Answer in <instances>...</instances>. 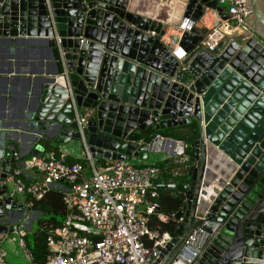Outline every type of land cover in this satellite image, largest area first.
Listing matches in <instances>:
<instances>
[{"label": "water", "instance_id": "1", "mask_svg": "<svg viewBox=\"0 0 264 264\" xmlns=\"http://www.w3.org/2000/svg\"><path fill=\"white\" fill-rule=\"evenodd\" d=\"M151 2L51 0L49 7L43 0H0V41L36 40L49 53L51 68L38 77L30 123L37 135L64 144L80 137L75 111L87 113L83 133L91 157L123 160L154 153L153 139L144 137L153 130L195 120L197 166L189 182L162 186L175 190L182 206L173 215L175 235L157 246L152 264H183L194 232L188 246L198 253L191 264H264V0H246V23L255 35L238 31L209 52L201 44L205 34L193 27L179 35L181 61L161 37L167 16L147 13ZM205 6L216 1L184 0L178 24L183 17L197 21ZM4 77L0 72V81ZM18 147L1 138L0 183L21 164L22 155L13 154ZM215 157L219 171H212ZM32 212L26 229L41 214ZM26 213L0 184L4 261L7 236Z\"/></svg>", "mask_w": 264, "mask_h": 264}, {"label": "built area", "instance_id": "2", "mask_svg": "<svg viewBox=\"0 0 264 264\" xmlns=\"http://www.w3.org/2000/svg\"><path fill=\"white\" fill-rule=\"evenodd\" d=\"M43 1L50 7L51 0ZM215 1L221 10L205 6L197 21L183 17L177 26L180 34L193 27L204 33L201 44L209 52H215L227 36L241 30L250 31L246 23L250 12L246 0ZM221 13L226 17L223 18ZM150 34L155 35L154 31ZM161 37L171 42L174 47L171 53L177 60L186 57L178 44L179 39L174 44L172 34L168 38ZM260 40L264 42L262 38ZM56 43L60 48L58 36ZM67 90L72 95L70 85ZM86 120L87 113L75 111L80 137L72 140L78 143H73L70 148L58 144L56 148H42L39 154L19 158L21 164L10 169L0 183L4 185V194L17 199L28 209L49 189L62 192L65 212L61 223L46 238L48 253L44 264H152L159 255L157 246L164 247L172 238L169 232H159L149 226L155 207L153 199L157 196L154 179L160 173L155 163L160 160L129 156L96 165L83 133ZM167 139L160 135L153 138L155 153L163 152L164 159L182 156L185 143ZM78 145L81 152L75 150ZM69 157L85 160L86 166L68 162ZM28 173L32 177H27ZM157 217L162 221L166 219L163 214H157ZM26 230L17 226L7 239L22 251L28 264H34L26 243ZM193 235L195 232L185 241L183 264H191L197 256L198 250L188 246L194 240ZM0 264L7 263L0 258Z\"/></svg>", "mask_w": 264, "mask_h": 264}, {"label": "crops", "instance_id": "3", "mask_svg": "<svg viewBox=\"0 0 264 264\" xmlns=\"http://www.w3.org/2000/svg\"><path fill=\"white\" fill-rule=\"evenodd\" d=\"M155 1V5L151 2L150 8L159 7L157 15L159 17L167 16L169 23L163 25L167 28L165 37L168 38L172 34L173 42L176 44L180 35L177 24L180 17L183 16L184 0ZM49 61V53L43 42L23 39H19L15 43L0 41V72L5 76L0 81V140L3 138L5 146L18 143V153L23 158L32 154L36 146L43 147L41 139L52 143L43 135H37L34 125L30 123V112L38 92V77L51 68ZM51 133L49 132V134ZM35 136L37 139L32 143ZM164 157L163 152H154L148 157V160L161 161L164 160ZM97 159H101V157L95 159V164ZM106 161L108 160H105L104 163ZM220 161L215 157L211 163L212 169L216 167L217 170V164L220 165ZM219 170L220 168L217 171ZM87 172L88 170L85 173ZM27 177H32L31 173H28ZM20 226L26 229L23 224ZM9 245V249L12 245L15 246L11 242ZM18 251V257L21 259L19 264H28L22 251ZM5 263H7V257Z\"/></svg>", "mask_w": 264, "mask_h": 264}, {"label": "trees", "instance_id": "4", "mask_svg": "<svg viewBox=\"0 0 264 264\" xmlns=\"http://www.w3.org/2000/svg\"><path fill=\"white\" fill-rule=\"evenodd\" d=\"M198 132V123L192 120L184 125L153 130L150 135L144 136L146 142H149L156 135H160L181 140L186 145L182 156L166 158L155 163L160 169V173L154 179L157 196L153 199L155 207L153 215L150 216L149 226L159 232H169L172 236L175 235L178 222L173 218V214L181 208L182 201L175 190L162 186L170 183L183 184L190 181L192 170L197 166L194 159V142L197 140ZM40 141L43 150L57 147L45 139ZM67 160L68 162H80L86 166V161L83 159L69 157ZM104 161L102 158L97 159L96 164L101 166ZM28 209L41 212L36 219L31 236H26V243L33 255L34 264H44L48 253L46 238L61 223L65 212L62 192L51 188L41 199L34 200ZM157 214H163L166 219L164 221L159 220Z\"/></svg>", "mask_w": 264, "mask_h": 264}, {"label": "rangeland", "instance_id": "5", "mask_svg": "<svg viewBox=\"0 0 264 264\" xmlns=\"http://www.w3.org/2000/svg\"><path fill=\"white\" fill-rule=\"evenodd\" d=\"M73 143L77 144L78 142L77 141H69V142H66V143L61 144V145H65L67 148H70ZM75 150H77L78 152H81V149H80L79 145L77 147H75ZM26 211H27L26 215L19 219L18 223L16 224L17 226H20L21 224H23V222L25 221V218L29 217L33 213L32 212L33 210L26 209ZM39 216L40 215H38L37 217H39ZM36 219H33L31 221L30 228L26 230L27 234L29 236H31V234H32ZM5 248L7 249V245H5ZM17 249L20 250L18 247L12 245L10 247V249L8 248L6 250V257H7V263L8 264H19L21 262L20 261L21 259L18 257V253L17 252H19V251Z\"/></svg>", "mask_w": 264, "mask_h": 264}, {"label": "bare ground", "instance_id": "6", "mask_svg": "<svg viewBox=\"0 0 264 264\" xmlns=\"http://www.w3.org/2000/svg\"><path fill=\"white\" fill-rule=\"evenodd\" d=\"M158 10H159V7H153V8H149L147 11L148 14H152L153 16H158L157 13H158ZM142 11V10H140Z\"/></svg>", "mask_w": 264, "mask_h": 264}]
</instances>
